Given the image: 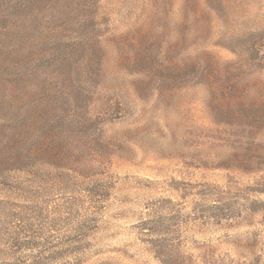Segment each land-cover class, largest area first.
I'll use <instances>...</instances> for the list:
<instances>
[{"label":"rangeland","instance_id":"374dc122","mask_svg":"<svg viewBox=\"0 0 264 264\" xmlns=\"http://www.w3.org/2000/svg\"><path fill=\"white\" fill-rule=\"evenodd\" d=\"M0 264H264V0H0Z\"/></svg>","mask_w":264,"mask_h":264},{"label":"trees","instance_id":"16d2710c","mask_svg":"<svg viewBox=\"0 0 264 264\" xmlns=\"http://www.w3.org/2000/svg\"><path fill=\"white\" fill-rule=\"evenodd\" d=\"M210 66V65H209Z\"/></svg>","mask_w":264,"mask_h":264}]
</instances>
